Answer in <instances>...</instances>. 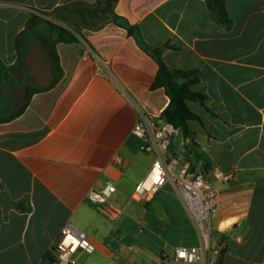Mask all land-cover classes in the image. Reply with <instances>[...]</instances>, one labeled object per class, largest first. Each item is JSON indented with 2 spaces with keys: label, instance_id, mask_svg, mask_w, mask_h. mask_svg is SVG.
<instances>
[{
  "label": "crops",
  "instance_id": "crops-1",
  "mask_svg": "<svg viewBox=\"0 0 264 264\" xmlns=\"http://www.w3.org/2000/svg\"><path fill=\"white\" fill-rule=\"evenodd\" d=\"M96 2L0 0L3 65L15 64L14 40L31 14L71 23L66 29L77 39L57 45L60 80L0 123V264H53L54 244L68 226L95 246L91 255L77 253L76 264H180L175 249L200 245L169 183L137 202L143 212L127 206L155 158L140 150L132 130L146 118L166 123L169 98L153 88L154 50L168 69L194 72L191 91L205 97L204 105L186 101L199 120L188 122L187 137L176 131L169 152L209 179L214 169L228 177L211 179L222 264H264V0H225L229 28L206 0H117L114 13L133 36L114 23L74 32L81 17L72 9ZM34 40H26L23 56ZM106 181L116 187V219L87 200ZM21 201L27 211L14 207ZM145 227L151 234L142 240Z\"/></svg>",
  "mask_w": 264,
  "mask_h": 264
},
{
  "label": "built area",
  "instance_id": "built-area-1",
  "mask_svg": "<svg viewBox=\"0 0 264 264\" xmlns=\"http://www.w3.org/2000/svg\"><path fill=\"white\" fill-rule=\"evenodd\" d=\"M173 125L159 124L151 119H144L134 126L132 133L141 139L140 150L145 154H154L155 158L144 178L134 187L132 199L146 203L169 183L180 197L200 241L198 247L177 248L174 259L180 264H217L220 256V243L213 219L217 214L215 182H225L228 177L218 170H211L209 179L202 172H196L183 158L169 152L172 139L176 134ZM120 164L119 158L115 159ZM116 193L115 184L106 181L99 190L87 193V200L101 207L106 216L116 219L121 211L112 203ZM95 246L86 235L65 227L54 244L53 264H76L75 255H91Z\"/></svg>",
  "mask_w": 264,
  "mask_h": 264
},
{
  "label": "trees",
  "instance_id": "trees-1",
  "mask_svg": "<svg viewBox=\"0 0 264 264\" xmlns=\"http://www.w3.org/2000/svg\"><path fill=\"white\" fill-rule=\"evenodd\" d=\"M116 2L117 0H97L94 7L73 8L72 12L81 17V22L74 25L73 31L78 32V29L81 27L96 30L107 23H114L127 30L129 35L133 36L135 29L114 13ZM206 2L209 12L219 25L229 28L231 20L225 7V0H206ZM54 34H56L55 38H53ZM32 35L35 37L34 41H37L41 45L46 58L50 61L53 81L46 88L26 87L24 102L16 110L11 111L7 117L0 118V123L9 122L19 117L25 111L35 94L49 90L60 80L62 71L56 49L57 45L60 43H77V39L71 31L42 19L35 14H31L25 24L24 30L14 40V47L17 53L15 64L5 66L0 61V83L6 80L11 73H15L16 70L24 66L23 47L28 36ZM151 55L159 66L153 88H163L166 96L169 98V105L163 112L162 118L166 123L173 125L176 130H180L184 137H187L190 133L188 122L198 121L199 118L187 108L186 101L197 102L201 105H204L205 102L203 95L191 91V87L197 83L196 74L194 72H181L168 69L162 62L158 50H154ZM14 207L22 211L28 210L25 201L14 204ZM223 253L224 249L221 248L217 264H222Z\"/></svg>",
  "mask_w": 264,
  "mask_h": 264
},
{
  "label": "water",
  "instance_id": "water-1",
  "mask_svg": "<svg viewBox=\"0 0 264 264\" xmlns=\"http://www.w3.org/2000/svg\"><path fill=\"white\" fill-rule=\"evenodd\" d=\"M24 60L28 68L27 76L33 78V85L38 88H46L53 81V72L50 61L46 58L41 45L36 42L34 43L29 52L24 55ZM22 69L19 70V73ZM14 90H17L16 88ZM0 93L2 90L0 88ZM18 100L15 99V103L10 108L7 117L11 111L16 110Z\"/></svg>",
  "mask_w": 264,
  "mask_h": 264
},
{
  "label": "flooded vegetation",
  "instance_id": "flooded-vegetation-1",
  "mask_svg": "<svg viewBox=\"0 0 264 264\" xmlns=\"http://www.w3.org/2000/svg\"><path fill=\"white\" fill-rule=\"evenodd\" d=\"M20 69H22L21 73H19ZM20 69L16 70L15 73H11L6 80L0 83L2 90V93H0V118H4L7 115V112L15 103V99L18 100L17 107L24 102L26 87L33 83V78L27 76L28 68L26 63ZM15 88L17 90H14Z\"/></svg>",
  "mask_w": 264,
  "mask_h": 264
},
{
  "label": "rangeland",
  "instance_id": "rangeland-1",
  "mask_svg": "<svg viewBox=\"0 0 264 264\" xmlns=\"http://www.w3.org/2000/svg\"><path fill=\"white\" fill-rule=\"evenodd\" d=\"M50 22L51 23H53V24H56V25H58V26H62V27H65V28H67V29H70V30H72V25H71V23H58V22H56V21H54V20H50ZM28 42H31L30 41V36H28V38H27V43ZM30 45V48H31V46L33 45V44H29ZM35 87L33 84H31L30 85V87ZM8 114V113H7ZM132 193H133V191H132ZM132 193H131V195H130V197H128V199H127V206H130V207H132V208H139L140 209V211H144L145 209H144V207L141 205V204H139V203H137L136 201H134L133 199H132ZM129 196V195H128ZM120 204H122V203H120ZM157 234H161V233H158V232H156ZM150 232H149V230H148V228H142V231H141V233L140 234H138V237L140 238V239H142V240H144L146 237H149L150 238ZM154 238V237H153ZM140 256H142V255H140ZM140 258V257H139ZM143 259H144V257H143ZM133 264V263H132Z\"/></svg>",
  "mask_w": 264,
  "mask_h": 264
}]
</instances>
